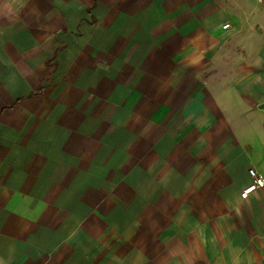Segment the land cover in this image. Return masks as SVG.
<instances>
[{
  "label": "crops",
  "instance_id": "obj_1",
  "mask_svg": "<svg viewBox=\"0 0 264 264\" xmlns=\"http://www.w3.org/2000/svg\"><path fill=\"white\" fill-rule=\"evenodd\" d=\"M252 167L264 0H0V264H264Z\"/></svg>",
  "mask_w": 264,
  "mask_h": 264
},
{
  "label": "built area",
  "instance_id": "obj_2",
  "mask_svg": "<svg viewBox=\"0 0 264 264\" xmlns=\"http://www.w3.org/2000/svg\"><path fill=\"white\" fill-rule=\"evenodd\" d=\"M230 24H226L224 25L225 28L229 27ZM249 173L251 175V177L253 178L254 183L251 184L249 187H247L246 189H244L242 191V196L243 197H247L248 194L255 189L256 187H263L264 186V178L262 177V175L259 173L258 169L256 167H252L249 169Z\"/></svg>",
  "mask_w": 264,
  "mask_h": 264
}]
</instances>
